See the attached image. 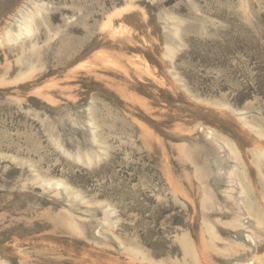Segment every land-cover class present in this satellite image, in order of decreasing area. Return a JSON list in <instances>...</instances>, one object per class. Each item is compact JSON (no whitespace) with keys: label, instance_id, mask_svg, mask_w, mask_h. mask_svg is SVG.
Returning a JSON list of instances; mask_svg holds the SVG:
<instances>
[{"label":"rangeland","instance_id":"374dc122","mask_svg":"<svg viewBox=\"0 0 264 264\" xmlns=\"http://www.w3.org/2000/svg\"><path fill=\"white\" fill-rule=\"evenodd\" d=\"M264 263V0H0V264Z\"/></svg>","mask_w":264,"mask_h":264},{"label":"bare ground","instance_id":"6f19581e","mask_svg":"<svg viewBox=\"0 0 264 264\" xmlns=\"http://www.w3.org/2000/svg\"><path fill=\"white\" fill-rule=\"evenodd\" d=\"M246 264H247V263H246ZM259 264H264V263L260 262Z\"/></svg>","mask_w":264,"mask_h":264}]
</instances>
